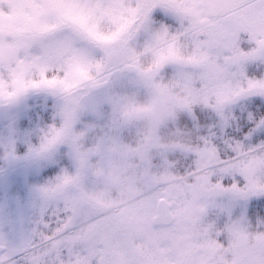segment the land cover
Segmentation results:
<instances>
[{"label": "snow or ice", "instance_id": "snow-or-ice-1", "mask_svg": "<svg viewBox=\"0 0 264 264\" xmlns=\"http://www.w3.org/2000/svg\"><path fill=\"white\" fill-rule=\"evenodd\" d=\"M5 5L16 19L0 14V36L20 29L26 13L30 42L23 59L0 62V105L29 90L58 95L61 123L30 150L66 143L77 168L38 189L41 215L27 236L12 243L0 234V264H264V201L249 209L255 226L230 211L221 228L203 220L223 210L219 196L264 195V76L244 71L247 61H264V0H0V13ZM242 40L252 46L243 49ZM181 42L201 56L227 54L215 99L179 120L191 148L178 166L196 183L184 185L162 217L151 213L150 186L125 206L87 193L90 152L73 130L78 114L95 110L93 91L122 65L135 69L139 56L152 57L153 75Z\"/></svg>", "mask_w": 264, "mask_h": 264}, {"label": "rangeland", "instance_id": "rangeland-1", "mask_svg": "<svg viewBox=\"0 0 264 264\" xmlns=\"http://www.w3.org/2000/svg\"><path fill=\"white\" fill-rule=\"evenodd\" d=\"M0 14L6 22L9 17L16 19L7 5ZM29 19L25 13L20 29L0 36V62L14 64L24 58L30 42V34L24 30ZM242 41L243 49L252 46L246 40ZM226 57L227 54L217 53L201 56L190 44L181 42L175 57L155 74H147V70L155 68L153 58L139 56L134 73L115 72L105 88L93 91L91 103L95 110L80 112L73 125V130L84 137L82 149L90 152L84 190L89 194H102L125 206L139 199V194L150 186L146 195L152 200V215L160 197L169 201L182 196V189L174 193L164 190L166 185L177 181L168 170V164L173 162L171 155L176 151H190L179 142L180 133L171 125L177 111L196 103L207 106L215 99L216 84L226 71ZM257 64L262 65L261 76H264V61L260 59L247 61L245 73L247 65ZM253 77L257 78L256 75ZM252 97L255 96L248 99ZM150 99L156 104L155 117L129 118L124 114L126 107ZM60 104L58 95L39 89L29 90L11 104L0 105V234L12 243L27 236L37 226L41 215L38 189L62 171L69 174L76 171L77 163L66 143L41 154L30 150L39 146L48 126L61 123ZM35 108L38 111L30 116L28 112ZM125 132L133 134L129 136ZM148 166L152 169L151 174L144 170ZM46 169L51 171L43 173ZM195 183L196 176L191 184ZM257 196H219L217 201L223 210L214 208L208 213L222 215L224 221L209 220L206 215L203 220L221 228L227 212L230 211L233 219L245 214L246 206ZM145 244L144 240H139L136 247L143 248Z\"/></svg>", "mask_w": 264, "mask_h": 264}, {"label": "trees", "instance_id": "trees-1", "mask_svg": "<svg viewBox=\"0 0 264 264\" xmlns=\"http://www.w3.org/2000/svg\"><path fill=\"white\" fill-rule=\"evenodd\" d=\"M154 15L156 16H159L160 13L157 11L156 13H154ZM242 44L244 46H248L244 41H242ZM263 72V69H262V65H247L246 67V74L252 78L254 75H256L257 78H259L261 76V73ZM250 99H260L259 97L255 96V97H252ZM198 107H205L201 104H192L190 105L187 109H184V110H181V111H177L176 114H175V118H174V122H173V125H171V127H175L179 133H180V139H179V142H181L185 148H191V143H190V136L188 134V132L186 130H184L180 124H179V120H180V117L184 114H191L194 109L198 108ZM38 111V108H35L31 111L28 112V114L30 116H34L35 113ZM23 119V121H25V118H21ZM125 132V134H128L129 136H131L133 133L131 132ZM261 139H264V134L261 135ZM257 143L256 140L253 141V144ZM189 154V151L188 152H185V153H182L180 151H176L174 152L173 155H171L170 159L173 160V162L171 164H168L169 165V168L168 170L171 172L172 176H173V179L174 180H178L174 183H172L171 185H167L164 187V190L167 191L169 189L170 193H174L175 191L177 190H180L182 189L183 190V187L184 185L186 184H191L193 181H194V177L195 176H191L189 175L188 173L186 172H183L180 168H179V163H180V160L182 157H186L188 156ZM191 160L193 163H195V157H191ZM147 166V164H145ZM52 168V167H50ZM49 168V169H50ZM53 168H55V166H53ZM49 169H46L43 171V173H48ZM149 172V174L152 173V169L150 166L148 167H144V170ZM49 170V171H48ZM42 173V174H43ZM179 194V192H178ZM171 200H169V203H170ZM258 201H264V196H260L258 195L257 197L253 198L250 203L246 206L245 208V215H248L249 218L251 219L252 221V224L253 226H255V223H256V218L254 216H251L250 212H249V209L252 208L253 206H255V204L258 202ZM138 203V199L126 204V205H129V204H136ZM206 217L207 219H214V218H217L219 220V222H223L224 221V216H216V214L214 212H209L206 214ZM220 239H224L223 236L220 237Z\"/></svg>", "mask_w": 264, "mask_h": 264}, {"label": "clouds", "instance_id": "clouds-1", "mask_svg": "<svg viewBox=\"0 0 264 264\" xmlns=\"http://www.w3.org/2000/svg\"><path fill=\"white\" fill-rule=\"evenodd\" d=\"M124 114L129 118L155 117L157 115L154 99L141 101L135 106L126 107Z\"/></svg>", "mask_w": 264, "mask_h": 264}, {"label": "water", "instance_id": "water-1", "mask_svg": "<svg viewBox=\"0 0 264 264\" xmlns=\"http://www.w3.org/2000/svg\"><path fill=\"white\" fill-rule=\"evenodd\" d=\"M121 69L123 72H127V73H134L135 69H128L127 67H124L123 65L121 66ZM108 81H106L105 83H103L102 85H100L98 88H96L94 91L100 90L102 88H104L107 85ZM169 208V203L164 199V198H160L155 206V212H154V217H162L165 216L167 214Z\"/></svg>", "mask_w": 264, "mask_h": 264}]
</instances>
